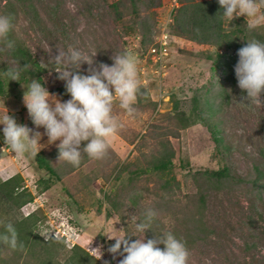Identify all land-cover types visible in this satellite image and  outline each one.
Instances as JSON below:
<instances>
[{"label": "rangeland", "instance_id": "rangeland-1", "mask_svg": "<svg viewBox=\"0 0 264 264\" xmlns=\"http://www.w3.org/2000/svg\"><path fill=\"white\" fill-rule=\"evenodd\" d=\"M112 1L0 0V14L12 15L16 25L9 39L22 43L42 65L44 75L36 80L61 102L70 99L61 97L55 90L64 84L58 79L63 66L51 59L58 51L67 52L69 47H75L88 56L93 55V67L100 63L111 66L113 56L132 52L138 61L141 87L149 89L151 100L156 103L149 112L134 105L136 111L129 115L119 107L117 99L114 110L121 127L109 141L112 153L108 151L103 160L90 158L81 169L72 171L40 194L33 157L14 153L4 143L0 124V182L18 175L20 185L34 196L32 201L18 206L0 190V229L34 211L36 240L65 251L71 245L51 235L56 228L65 226L75 232V245L102 264L113 256L108 249L115 240L110 238L125 234L132 235L131 240L141 238L143 233L136 230V225L145 222V218L138 209V199L147 198V190L151 192L158 180L154 172L143 171L147 159L135 151L134 143L128 138L144 132L154 120H163L161 115L172 111L175 100L191 118L180 136L172 138L176 166L171 174L180 180L183 194L194 196L197 192L194 173L223 165L247 181L256 177L255 166H259L263 184L259 192L253 191L248 183L209 190L203 222L196 226L197 230L190 235L186 230L182 232V228H173V234L186 243L190 252L188 264H264V104L240 103L246 92L238 87L234 70L239 49L227 51L233 56L229 69L213 68L212 46L197 45L171 33L173 7L178 5V0H162V6L154 12L155 23L152 12L140 4L139 15L144 21L135 24L129 19L119 22L113 19L107 6ZM241 16L248 24L253 19ZM256 30L264 34V25ZM157 41L166 43V54L149 53V47ZM2 48L4 45L0 43ZM0 62H9L7 49L0 51ZM88 67L84 63L79 71L86 75ZM194 95H206L213 103L210 117L222 138L221 152L210 130L194 117ZM23 97V92L6 85V94H0V118L7 110L18 124L29 127L27 112L16 113L12 106L17 103L20 108L25 107ZM261 100L264 101V93ZM29 128L44 133L40 128ZM39 143L47 145L40 151L48 152L59 141L48 144L47 136L42 135ZM111 161L118 163L120 174L108 168ZM94 175L100 177L95 179ZM115 208H121L120 216ZM149 236L146 230L145 241ZM159 247L163 249L164 245ZM96 248L102 252L100 258L98 252L92 251ZM64 253L59 254V260L64 259ZM120 259L119 255L115 257V261Z\"/></svg>", "mask_w": 264, "mask_h": 264}, {"label": "trees", "instance_id": "trees-1", "mask_svg": "<svg viewBox=\"0 0 264 264\" xmlns=\"http://www.w3.org/2000/svg\"><path fill=\"white\" fill-rule=\"evenodd\" d=\"M140 4L145 10L152 12L151 16L155 23L156 13L154 12H156L155 9L162 6V0H114L107 6L109 14L116 22L129 19L135 24V22L144 21V17L139 15ZM222 13L223 9L218 0H178V5L173 9L170 25L171 33L174 36H183L197 45L212 46L214 53L210 59L213 61V68L229 69L233 56L228 55L227 51L233 48L240 49L252 39L264 42V34L256 32L257 28L250 30L248 22L243 16L234 17L229 21L228 18L222 16ZM7 52L9 62H0V94H6V85L25 93L31 80L42 78L45 69L19 41H15L14 50H7ZM14 67H18L20 71L18 81L9 80L5 76V72ZM22 86L27 87L24 89ZM55 90L61 97L71 98L67 94L64 84L58 85ZM193 101L195 105L194 117L210 130L213 142L217 150L221 152L219 147L223 146L222 138L219 136L216 123L210 117L213 103L206 95H194ZM155 104L151 100L149 89L141 87V94L138 96L135 105L140 106L141 110L149 112L154 109ZM12 106L16 108V113H21L22 110L27 112L26 107L20 108L17 103ZM161 116H164L163 120H157L158 122L154 120L141 134L136 133L131 138L126 136L131 143H134L135 151L147 159L143 171L154 172L157 175L158 181L151 187V192L147 190L149 196L138 199V209L144 218L145 210L147 211L149 208L154 209L157 213L148 230L149 239L160 238L168 232L173 233V228L176 227L182 228V232L186 230L190 235L195 232L196 226L203 222L205 201H207L209 190L225 185L247 183L251 185L253 191L259 192L261 190L263 184L261 183L262 173L259 166H255L256 177L247 181L234 175L228 165H223L217 169H205L194 173L193 180L197 186V192L194 196L183 194L180 180L171 174L176 166L172 138L175 139L180 136L181 131L189 125L191 118L186 116L175 100L172 111ZM26 122L29 127H35L28 112ZM40 129L45 131L43 127ZM122 134L124 133L122 132ZM84 145L82 143L81 147ZM108 151L112 153L110 147ZM262 153L264 154V148ZM57 159V146L48 152L39 151L37 156L33 158L34 166L39 174L37 176L38 194L48 189L52 184L63 181V178L72 171L81 169L89 162L90 157L84 154L79 166H73ZM108 168H111L112 172L116 171V174L121 173L116 162L111 161ZM98 177L100 176L94 175L95 179ZM19 180L18 175L11 176L0 182V190L2 194L7 196L6 198L21 206L32 201L34 196L23 185H20ZM114 211L117 216H120L121 208H115ZM34 218L35 212L33 211L12 223L17 230L18 239L24 247L13 250L10 246L0 243V264H102L78 245H73L71 248L62 251L60 248L55 249L54 245L50 246L36 240L34 233L36 220ZM5 231L4 226L0 229V234H4ZM160 245L163 246V244ZM61 252H65V257L59 260L58 256Z\"/></svg>", "mask_w": 264, "mask_h": 264}, {"label": "clouds", "instance_id": "clouds-1", "mask_svg": "<svg viewBox=\"0 0 264 264\" xmlns=\"http://www.w3.org/2000/svg\"><path fill=\"white\" fill-rule=\"evenodd\" d=\"M223 9L222 16L231 21L234 17L244 15L253 19L248 24L249 29L264 25V0H218ZM16 25L12 15L0 14V43L2 50H14L15 41L9 39V34ZM95 55V54H94ZM239 59L235 65V76L238 87L246 92L240 99L241 104L249 101L262 105L261 94L264 93V42L256 39L247 41L237 53ZM92 56H88L75 47H69L67 52L58 51L51 60L62 65L58 71V79L64 81V86L70 99L61 102L55 94L49 91L36 79H32L26 88L23 101L28 115L36 129L44 128V133L34 131L26 125L18 124L16 119L6 114L0 118L3 125L4 143L18 156L25 154L33 158L41 149L47 147L41 144L42 135L48 138V144L59 141L58 159L73 166H79L83 155L95 160H103L109 149V141L118 134L121 127L115 114L114 105L119 100V107L129 115L135 113L134 105L141 94V84L138 79V61L132 52H125L112 57L111 66L100 63L93 67ZM88 64L87 74L79 70L82 64ZM9 80L18 81V67L5 72ZM82 142H86L81 147ZM157 215L149 208L145 213V222L137 223L136 230L143 233L141 238L131 240L132 235L112 237L115 243L108 251L121 256L119 264H188L190 252L186 243L168 232L160 238L144 239V233L151 227V222ZM5 233L0 234V243L10 246L13 250L23 249L24 245L18 239V233L12 223L5 225ZM163 244L161 249L158 245ZM99 253V248L92 249ZM105 264H108L105 261Z\"/></svg>", "mask_w": 264, "mask_h": 264}, {"label": "built area", "instance_id": "built-area-1", "mask_svg": "<svg viewBox=\"0 0 264 264\" xmlns=\"http://www.w3.org/2000/svg\"><path fill=\"white\" fill-rule=\"evenodd\" d=\"M175 5H177V3ZM162 33L165 34V32H162ZM167 49H168V46L166 45L165 42L160 41V43H158V41H157L156 45H152L151 47H149L148 51L151 54L152 53H154V54L161 53L163 55V54H166ZM51 235H54V236L64 240L68 245H71V246L75 245V242H76L75 232L74 231H72V232L68 231L65 226H61V227L56 228V231L53 230L51 232ZM106 261L108 262V264H119L118 261H115V259H113L112 255L109 256L106 259Z\"/></svg>", "mask_w": 264, "mask_h": 264}]
</instances>
